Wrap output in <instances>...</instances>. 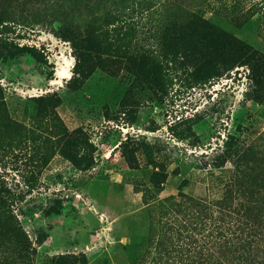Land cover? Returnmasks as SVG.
I'll return each instance as SVG.
<instances>
[{
  "label": "rangeland",
  "instance_id": "1",
  "mask_svg": "<svg viewBox=\"0 0 264 264\" xmlns=\"http://www.w3.org/2000/svg\"><path fill=\"white\" fill-rule=\"evenodd\" d=\"M0 6L8 20L0 26V84L9 115L34 127L39 107L49 129L83 131L70 147L52 136L9 142L4 135L14 130L0 131V227L8 214L18 222L31 242L30 264H145L157 234L141 188L154 172L165 176L161 195L217 198L240 149L254 146L256 173L264 175V73L254 75L231 45L211 49L182 23L195 13L264 51V0ZM170 17L176 27H165ZM85 42L97 47L85 54ZM214 55L231 68L196 80L194 68ZM66 58L72 77L59 85L51 80ZM158 194L152 189L147 200ZM5 238L0 231V249ZM66 253L78 257H59Z\"/></svg>",
  "mask_w": 264,
  "mask_h": 264
},
{
  "label": "trees",
  "instance_id": "2",
  "mask_svg": "<svg viewBox=\"0 0 264 264\" xmlns=\"http://www.w3.org/2000/svg\"><path fill=\"white\" fill-rule=\"evenodd\" d=\"M4 14L0 6V26H4L8 21ZM169 21L164 22L165 27L177 26L175 18L170 17ZM182 23L197 28V36L208 42L211 49L231 45L236 52L242 54L240 57H244L240 62L249 64L254 75L263 77L264 51L252 48L195 13L186 14ZM127 24L129 21L124 18L122 25ZM93 46L97 47L85 42L83 51L93 50ZM84 53L86 54L85 51ZM164 56L167 58V52ZM215 61L214 55L211 60L197 65L194 68L197 72L195 79L215 77L221 75L223 68H231V65H228L230 59L221 60L220 66L216 65ZM37 96L42 99V95ZM39 112L38 107V120L34 127L20 125L8 113L3 87L0 84V131L5 128L14 130L9 134L4 133L5 140H17V143H21L34 141L40 136L49 140L52 136L54 140L66 142L69 147L72 142L73 146L80 143L78 138L83 133L81 128L68 131L61 125H55L53 130L49 129L48 119L41 121ZM61 150L67 153L63 147ZM240 151L233 161L232 176L222 195L217 198L194 197L183 191L161 195L165 176L160 177L159 172L152 173L151 185H142L141 188L144 204L149 205L154 214L152 229L156 230L157 234L155 239L150 241L145 264H264V175L256 173V155L260 150L247 146ZM47 161L49 159L44 160ZM70 161L77 165V160L70 158ZM152 189L159 194L154 199L147 200ZM2 213L0 211V214ZM7 220L9 224L0 227L1 236L8 238L7 243L0 249V264H30L28 261L32 260L33 249L28 236L18 226V222L13 217L10 218V214ZM59 257L68 259L78 256L75 253H66L60 254ZM86 262L85 258L81 263L71 264Z\"/></svg>",
  "mask_w": 264,
  "mask_h": 264
},
{
  "label": "bare ground",
  "instance_id": "3",
  "mask_svg": "<svg viewBox=\"0 0 264 264\" xmlns=\"http://www.w3.org/2000/svg\"><path fill=\"white\" fill-rule=\"evenodd\" d=\"M73 66L74 64L72 63V61L69 58H66V60H64L62 64L57 68L55 72V78L51 81L62 85L65 79H70L72 77Z\"/></svg>",
  "mask_w": 264,
  "mask_h": 264
}]
</instances>
